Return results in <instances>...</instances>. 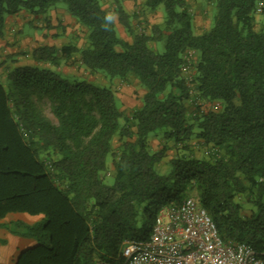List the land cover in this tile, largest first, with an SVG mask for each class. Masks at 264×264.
I'll return each instance as SVG.
<instances>
[{
    "label": "trees",
    "instance_id": "trees-1",
    "mask_svg": "<svg viewBox=\"0 0 264 264\" xmlns=\"http://www.w3.org/2000/svg\"><path fill=\"white\" fill-rule=\"evenodd\" d=\"M112 1L114 14L100 0H0V38L6 17L45 15L58 4L88 31L83 50L39 47L32 59L41 67L16 68L8 86L0 83V220L42 217L33 225L13 223L15 234L37 242L14 264H125L124 241L148 240L158 211L190 192L225 242L263 252L264 26L257 31L254 19L260 0H214L213 24L198 35L186 0H145L143 10L164 12L163 27L153 25L148 34L134 31L137 13ZM117 26L131 41L117 35ZM152 42H163L164 52H154ZM189 52L197 57L190 80L183 72ZM75 53L92 73L138 81L141 106L127 116L111 88L54 71ZM45 99L57 124L39 108ZM213 103L220 110H202ZM159 130L183 149L200 141L212 148L211 158L178 157L169 175L158 174L166 151L153 152L148 136ZM116 136L109 186L102 174ZM238 197L251 205L249 216Z\"/></svg>",
    "mask_w": 264,
    "mask_h": 264
},
{
    "label": "rangeland",
    "instance_id": "rangeland-1",
    "mask_svg": "<svg viewBox=\"0 0 264 264\" xmlns=\"http://www.w3.org/2000/svg\"><path fill=\"white\" fill-rule=\"evenodd\" d=\"M103 7L108 10L110 13L114 14L117 6L113 3L112 0H100ZM194 12H191L193 15V31L195 34H201L207 31L213 24L214 15H215V4L214 0H193ZM261 1H258V7H260ZM191 4L189 5L190 8ZM56 8L63 9L67 11V6L65 4H58ZM54 8L48 10L45 15H35L36 22L32 24H26L23 38L32 39L37 35L42 36L45 34L44 28H37L35 24L40 20H46L48 15ZM138 18L134 19L132 24L134 31L138 33L150 32V27L161 26L163 27L164 22V12L163 8L159 7L155 12H149L143 10L142 4L136 6ZM199 12V13H197ZM34 15V14H33ZM255 29L258 31L264 26V17L260 13L255 14ZM38 20V21H37ZM77 27V28H76ZM74 29V35L72 34V39L66 41V38H63L64 45H81L78 49L83 50L87 46V29L72 25ZM117 35L122 38L126 37V40L131 41L130 35L127 34L125 29L117 26ZM151 49L158 53L162 54L164 52V43L163 42H152L150 43ZM7 57V56H6ZM184 67L183 72L184 76L190 80L194 73V63L197 61V57L192 52H189L184 55ZM6 60V58H5ZM7 60L11 61L10 56L7 57ZM4 64V63H2ZM54 71L59 73L61 77L66 78L70 81H85L89 84L96 86H106L112 89L117 99L119 109L126 114L130 115L134 110L138 109L141 106L142 97L144 95V89L136 80H131V82L123 83L118 79L110 80L102 73H92L80 63V54L75 53L70 62L64 63L55 68ZM194 92L192 93V96ZM201 103V102H200ZM201 105V104H200ZM39 108L43 115L52 121L54 124H57L56 118L52 114V105L49 99L43 100L39 104ZM202 110H220L219 103L213 104H203ZM189 117L193 116L192 113L195 111V107L192 104H189ZM123 120L120 121V124H123ZM165 130H159L155 133H151L148 136V142L150 149L155 152L164 149L166 151L165 158L163 161L155 167V171L158 174L167 176L172 171V162L175 161L178 157L186 156L193 157L195 159H209L212 156V148L205 146L200 141L193 139L188 143V149H183V146H175L172 140H167L164 137ZM120 141L118 136H116L112 141V152L107 158V171L102 174L103 181L106 185L112 186L114 183V177L116 175L115 161H117V155L119 153ZM189 196H194V192H190ZM237 201L243 207V216H249L252 210V207L243 197H238ZM15 260H11L10 264H14Z\"/></svg>",
    "mask_w": 264,
    "mask_h": 264
},
{
    "label": "built area",
    "instance_id": "built-area-1",
    "mask_svg": "<svg viewBox=\"0 0 264 264\" xmlns=\"http://www.w3.org/2000/svg\"><path fill=\"white\" fill-rule=\"evenodd\" d=\"M121 254L125 264H264V251L225 242L196 196L161 208L149 239L124 241Z\"/></svg>",
    "mask_w": 264,
    "mask_h": 264
},
{
    "label": "crops",
    "instance_id": "crops-1",
    "mask_svg": "<svg viewBox=\"0 0 264 264\" xmlns=\"http://www.w3.org/2000/svg\"><path fill=\"white\" fill-rule=\"evenodd\" d=\"M192 1L186 0L188 5L191 4L190 11L194 12ZM144 2L145 0H120L125 12L131 16L137 13L136 6ZM132 21L134 20L132 19ZM35 22V15L26 11L6 17L3 36L0 38V83L3 86H8V75L14 69L42 66L32 59L33 50L39 47H54L60 50L66 46L63 43V38L70 41L72 34L74 35L72 25L80 26L68 11L55 7L46 20H40L35 24L37 28H44L45 34L37 35L32 39L23 38L26 24L33 25ZM122 38L126 40V37L122 36ZM80 46V44L77 45L78 48ZM6 56H10V63ZM41 220V216L32 217L27 214H11L0 220V264H10L11 260H16L22 252L37 246L34 239L15 234L16 229L13 223L22 222L26 225H33Z\"/></svg>",
    "mask_w": 264,
    "mask_h": 264
},
{
    "label": "water",
    "instance_id": "water-1",
    "mask_svg": "<svg viewBox=\"0 0 264 264\" xmlns=\"http://www.w3.org/2000/svg\"><path fill=\"white\" fill-rule=\"evenodd\" d=\"M22 253H23V252H22ZM22 253H21V254H22ZM20 256H21V255H20Z\"/></svg>",
    "mask_w": 264,
    "mask_h": 264
}]
</instances>
